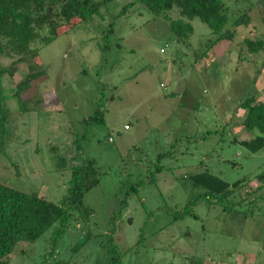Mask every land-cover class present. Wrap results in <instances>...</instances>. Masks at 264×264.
I'll return each instance as SVG.
<instances>
[{"label": "rangeland", "instance_id": "rangeland-1", "mask_svg": "<svg viewBox=\"0 0 264 264\" xmlns=\"http://www.w3.org/2000/svg\"><path fill=\"white\" fill-rule=\"evenodd\" d=\"M131 1L63 26L36 63L3 80L1 184L63 204L74 158L100 172L56 243L59 223L3 264H264V148L235 142L256 135L240 104L264 102V50L244 43L264 40V0H224V32L244 12L251 24L217 44L199 19L184 44L141 4L121 15ZM31 64L44 75L26 85ZM99 108L104 123L87 125ZM205 172L232 185L227 199L194 184Z\"/></svg>", "mask_w": 264, "mask_h": 264}, {"label": "trees", "instance_id": "trees-1", "mask_svg": "<svg viewBox=\"0 0 264 264\" xmlns=\"http://www.w3.org/2000/svg\"><path fill=\"white\" fill-rule=\"evenodd\" d=\"M109 1L0 0V146L6 122L3 86L5 76L14 77L20 64L36 63L38 46L53 43L59 35V30L75 19L86 21L94 15H101L102 4ZM137 4H141L155 16L163 15L178 41L184 44H187L186 41L194 33L191 24L194 19L206 24L213 33L220 34L215 44L233 41L238 28L251 24L249 13L244 12L234 21V29L224 32L229 22L228 8L224 0H132L123 8L121 15L127 14ZM175 9L179 11L177 19L171 14L165 15ZM114 32L115 22H112L106 38ZM244 43L251 55L264 50V40L245 39ZM107 47L108 45H105L104 50ZM207 53L198 56V59L203 60ZM3 59H10V64L4 65ZM43 75V71L35 70L31 64L25 84ZM240 108L246 111L243 126L248 132L256 135L250 140L235 142H239L250 152L257 153L264 148V102H257L255 96H251L240 104ZM85 123H104L103 111L99 108ZM71 170L70 196L63 204L0 183V264H3L5 257L13 253L19 243H34L59 223L61 228L55 231L53 237L56 243L64 233L71 210L83 209L85 195L100 183V172L94 160L85 159L79 163L77 158L73 159ZM263 178L264 176H261V179ZM192 180L195 185L206 189L204 196L209 199H227L232 193L230 183L209 172L197 174ZM240 184L241 181L233 187ZM137 187L131 189V192L136 193Z\"/></svg>", "mask_w": 264, "mask_h": 264}, {"label": "built area", "instance_id": "built-area-1", "mask_svg": "<svg viewBox=\"0 0 264 264\" xmlns=\"http://www.w3.org/2000/svg\"><path fill=\"white\" fill-rule=\"evenodd\" d=\"M126 128H128V126Z\"/></svg>", "mask_w": 264, "mask_h": 264}]
</instances>
